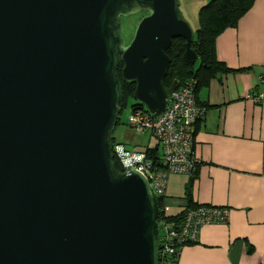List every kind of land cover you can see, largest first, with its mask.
Masks as SVG:
<instances>
[{
	"label": "water",
	"instance_id": "95a60500",
	"mask_svg": "<svg viewBox=\"0 0 264 264\" xmlns=\"http://www.w3.org/2000/svg\"><path fill=\"white\" fill-rule=\"evenodd\" d=\"M174 39L194 63L177 0H0V264H159L157 196L115 168L112 133L120 65L133 100L166 111Z\"/></svg>",
	"mask_w": 264,
	"mask_h": 264
},
{
	"label": "crops",
	"instance_id": "0c3cea01",
	"mask_svg": "<svg viewBox=\"0 0 264 264\" xmlns=\"http://www.w3.org/2000/svg\"><path fill=\"white\" fill-rule=\"evenodd\" d=\"M214 51L231 71L216 74L197 91L204 109L194 124L199 165L192 177L168 176L163 211L174 217L189 204L228 209L225 223L203 226L198 241L182 248L179 264H264V102L244 98L262 92L264 0H253L235 26L215 38ZM130 131L122 143L135 150L128 147Z\"/></svg>",
	"mask_w": 264,
	"mask_h": 264
},
{
	"label": "built area",
	"instance_id": "2783aa9c",
	"mask_svg": "<svg viewBox=\"0 0 264 264\" xmlns=\"http://www.w3.org/2000/svg\"><path fill=\"white\" fill-rule=\"evenodd\" d=\"M262 92H251L245 99L252 103L264 102V75L259 78ZM197 81L193 78L179 84L170 94L166 111L160 116L149 113L143 106L131 107L126 125L138 134L149 133L160 148V165L155 169L145 152H134L122 144L113 145V154L123 171L134 169L150 183L157 197H164L167 178L171 174L193 176L199 161L193 153L194 124L204 114L199 106ZM226 207L198 205L187 208L183 218L174 223L160 221L159 264H179L182 248L198 241L200 229L205 225L225 223Z\"/></svg>",
	"mask_w": 264,
	"mask_h": 264
},
{
	"label": "trees",
	"instance_id": "16d2710c",
	"mask_svg": "<svg viewBox=\"0 0 264 264\" xmlns=\"http://www.w3.org/2000/svg\"><path fill=\"white\" fill-rule=\"evenodd\" d=\"M252 4L253 0H210L206 5L202 6L198 12V28L193 34V42L191 44V48L197 54V59L194 63L191 64L184 63L182 61V55L185 51V41L183 39H174L170 48H168V50L166 51V54L170 58V64L167 70L166 77L163 81L164 85L167 88H170L173 80H179L181 84L185 80L193 78L197 81L195 88V91L197 92L201 87L207 86L209 81L216 74L231 71L227 69L222 63L216 60L214 41L215 38L226 28L234 27L238 20L251 8ZM121 67L122 65L119 66L117 73L122 89V111V109L128 105V101L133 99L135 85L124 83L122 81L120 73ZM135 106L140 105L134 102L131 107ZM120 123V117H118L116 127ZM113 143L121 144L115 143L114 138ZM134 152H145L146 156L152 160L153 167L155 169H162V166L159 163L160 156L158 155L157 145L154 148H146L145 150ZM114 164L115 168L118 171L123 172V168L115 156ZM190 187L191 180L187 183L185 193L186 198L189 202ZM163 198L164 197L162 196L157 197L160 209V221H171L174 223H178L183 218L184 212L174 217L166 216L163 211ZM190 207H193V205L189 204L188 208Z\"/></svg>",
	"mask_w": 264,
	"mask_h": 264
},
{
	"label": "rangeland",
	"instance_id": "374dc122",
	"mask_svg": "<svg viewBox=\"0 0 264 264\" xmlns=\"http://www.w3.org/2000/svg\"><path fill=\"white\" fill-rule=\"evenodd\" d=\"M210 0H177L178 8L185 19V21L189 24L190 28L195 33L196 29L198 28V12L199 9L206 5ZM142 18V14L138 13L129 17L124 18V40L125 43H128L129 39L133 36L134 30L138 25V22ZM134 100L131 99L128 101V105L122 109L119 117H120V124L115 128L113 132V138L115 143H125V137H127L128 132L130 131L126 126V121L129 115V111L131 105L134 104ZM131 132V131H130ZM130 134L133 135V138H129L130 143H128V147H135V150L132 151H141L145 150L146 148H154L156 147L157 143L154 139L151 138L150 134H138L136 132H131ZM122 143V144H123ZM161 150L158 149V155L160 156Z\"/></svg>",
	"mask_w": 264,
	"mask_h": 264
},
{
	"label": "flooded vegetation",
	"instance_id": "af4514ba",
	"mask_svg": "<svg viewBox=\"0 0 264 264\" xmlns=\"http://www.w3.org/2000/svg\"><path fill=\"white\" fill-rule=\"evenodd\" d=\"M140 14H142V17H143V16L146 15L147 13H146V12H140ZM131 38H132V37H131ZM131 38L129 39L128 43H126V45L129 44V42L131 41Z\"/></svg>",
	"mask_w": 264,
	"mask_h": 264
}]
</instances>
